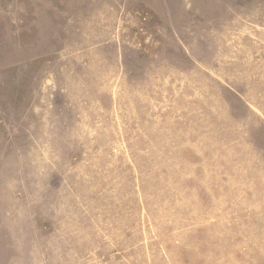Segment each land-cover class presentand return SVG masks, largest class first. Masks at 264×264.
<instances>
[{"label": "rangeland", "instance_id": "obj_1", "mask_svg": "<svg viewBox=\"0 0 264 264\" xmlns=\"http://www.w3.org/2000/svg\"><path fill=\"white\" fill-rule=\"evenodd\" d=\"M0 264H264V0H0Z\"/></svg>", "mask_w": 264, "mask_h": 264}]
</instances>
